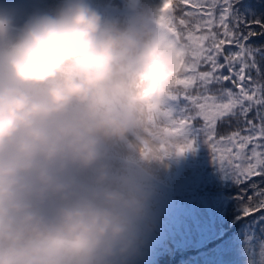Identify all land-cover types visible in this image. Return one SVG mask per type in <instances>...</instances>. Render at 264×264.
Here are the masks:
<instances>
[{
    "label": "clouds",
    "instance_id": "obj_1",
    "mask_svg": "<svg viewBox=\"0 0 264 264\" xmlns=\"http://www.w3.org/2000/svg\"><path fill=\"white\" fill-rule=\"evenodd\" d=\"M0 4V264H134L153 227L150 174L125 142L178 71L145 12Z\"/></svg>",
    "mask_w": 264,
    "mask_h": 264
},
{
    "label": "snow or ice",
    "instance_id": "obj_2",
    "mask_svg": "<svg viewBox=\"0 0 264 264\" xmlns=\"http://www.w3.org/2000/svg\"><path fill=\"white\" fill-rule=\"evenodd\" d=\"M185 2L194 9L186 13L194 19L185 22L181 18L186 60L179 100L188 133L209 146L214 160L238 184L264 178V82L252 76L253 71L264 75L257 59H264V48L249 44L258 34L253 25L264 29V21L249 20V10L242 8L241 0H179V5ZM229 84L231 87L226 86ZM253 110L255 117L250 119ZM197 120L202 124L197 125ZM233 120L242 127L218 137V123ZM249 187L253 196L245 203V217L264 211V189L257 184ZM247 191L242 190L241 199Z\"/></svg>",
    "mask_w": 264,
    "mask_h": 264
},
{
    "label": "rangeland",
    "instance_id": "obj_3",
    "mask_svg": "<svg viewBox=\"0 0 264 264\" xmlns=\"http://www.w3.org/2000/svg\"><path fill=\"white\" fill-rule=\"evenodd\" d=\"M169 1L92 0V3L105 16L112 19L122 20L134 13L145 12L154 19V22L168 40L170 37L167 36V24L162 18V10L164 7L169 8L167 6ZM57 2L58 0H0V4L7 5L17 11L18 22H22L33 11L53 8ZM178 33H181L180 29L179 31L175 29L172 32L174 36ZM176 78L179 80L180 77H173V79ZM166 86H168L167 93L171 94L172 92L169 91L170 83ZM159 94H164V92ZM159 94L149 102L146 115L140 126L129 135L125 142L110 149L111 162L119 166L127 158L146 170L150 176L154 174L173 182L186 180L189 175L197 179L198 176L207 173L209 170L204 163L211 162L212 167L218 169L219 173H225L232 177L226 168L214 160L211 150L207 154H194L200 158L208 156L209 158L206 161L199 162L198 158L189 155L188 162H183L181 165L176 164L175 153L178 149L192 145L191 131L188 133L187 121L176 128H171V124L167 125L168 119H173L169 112H162L164 106L158 101L160 99L166 101V97L160 98ZM254 117L255 110L249 115L250 119ZM199 122L202 124L201 120ZM222 122L224 121L219 122L216 128L218 137L228 136L236 131L238 127H242L234 120L231 123L227 122V125L219 126ZM171 206V203L166 202L158 196V193L154 192L151 205L153 227L165 233V242L171 249L176 244H195L200 239L202 226H205V224L211 226L213 223L212 208L209 204L198 205L199 210L180 217L168 214L167 209ZM150 232L153 233L154 231L151 229ZM261 238L258 241L259 238H254L252 231H244L211 250L210 253L197 256L196 259H185L182 264H264V238L263 236ZM134 264H139V258L134 261Z\"/></svg>",
    "mask_w": 264,
    "mask_h": 264
},
{
    "label": "trees",
    "instance_id": "obj_4",
    "mask_svg": "<svg viewBox=\"0 0 264 264\" xmlns=\"http://www.w3.org/2000/svg\"><path fill=\"white\" fill-rule=\"evenodd\" d=\"M169 8L164 7L162 10V15L165 23L167 24V36L170 38L167 40L169 46L176 49L177 54V64L178 71L175 76L180 77L179 80L173 79L170 81V89L172 93H167L168 86H166V91L164 94H159L160 98L165 96L166 101L160 99L162 112H169L171 119H168V126L171 128H176L179 125L185 123V114L182 112L179 98L183 95V88L180 84V80L184 74V65L186 60V55L184 54L186 48V41L184 40L185 25L181 23V18L188 22L193 17H188L186 15L189 11H194L191 4L185 2L179 5V0H170L167 3ZM242 8H247L249 10L248 19H260L264 21V0H241ZM180 9L184 11L181 12ZM179 31L174 36L172 32L174 30ZM253 29L257 35L253 36L249 40V44L257 47L264 48V35L259 33L264 32L258 25H253ZM247 32V29H245ZM261 72L264 73V59L257 58ZM253 79L258 82H264V75L257 76L256 72H252ZM231 87V85H226ZM162 107V106H161ZM166 119V118H165ZM235 121V120H234ZM198 122V123H197ZM197 125L201 122L197 120ZM223 123V124H222ZM219 126L227 125V122H222ZM242 126V125H241ZM192 147H180L176 152V164L181 165L183 162H188L189 155L198 158L199 162L206 161L209 157L202 156L201 158L196 153L203 154L209 153V146L204 143L198 137L193 138L194 134L190 132ZM188 154V155H187ZM211 155V154H209ZM182 160V161H181ZM206 168L209 170L207 173L198 176L194 179L193 176H187L186 180L172 182L163 177H158L156 175L151 176V184L155 193L164 199L166 202L171 203L172 206L167 210L168 212L175 213H191L199 207L198 205L209 204L213 212H217L221 223V232L218 233L217 239L211 238L208 242L207 247L211 245H216L227 239L231 234H238L241 231H252L254 238H264V211L255 212L253 215L245 217L243 211L245 208V203L248 201V197L253 196V191L249 187L250 184H257L261 189H264V178L254 177L248 183L238 184L233 176L229 177L228 174L219 173L218 169L212 167L211 162H205ZM203 176V177H202ZM243 189H248L247 193L244 194V199L240 198V194ZM154 232L148 231L144 237V244L141 251L145 252L146 256L141 264H177L182 257L189 254H196L189 250V248L183 249L179 252L176 248L174 254L166 248L163 242H160V233L151 228ZM140 251V252H141Z\"/></svg>",
    "mask_w": 264,
    "mask_h": 264
}]
</instances>
